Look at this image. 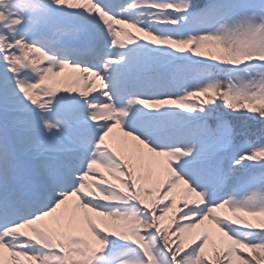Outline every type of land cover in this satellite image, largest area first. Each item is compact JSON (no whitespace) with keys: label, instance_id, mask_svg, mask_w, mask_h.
<instances>
[{"label":"snow or ice","instance_id":"6c2138e0","mask_svg":"<svg viewBox=\"0 0 264 264\" xmlns=\"http://www.w3.org/2000/svg\"><path fill=\"white\" fill-rule=\"evenodd\" d=\"M0 264H264V0H0Z\"/></svg>","mask_w":264,"mask_h":264}]
</instances>
